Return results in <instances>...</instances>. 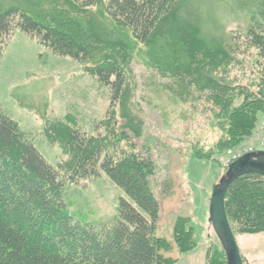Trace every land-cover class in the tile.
Returning <instances> with one entry per match:
<instances>
[{
	"label": "trees",
	"instance_id": "1",
	"mask_svg": "<svg viewBox=\"0 0 264 264\" xmlns=\"http://www.w3.org/2000/svg\"><path fill=\"white\" fill-rule=\"evenodd\" d=\"M46 1L0 0V57L13 34L21 31L51 52L91 63L85 69L109 87L111 111L99 121L101 135L53 122L45 135L70 157L55 167L0 109V264H173L159 253L167 244L155 236L160 205L150 186L154 163L136 148L143 127L129 99L124 56L118 53L124 42L118 39L113 52L100 49L91 39L97 40L99 28L86 34L70 11L83 14L97 7L114 34L122 39L128 35L155 57L170 60V76L180 83L177 90L184 93V101L194 97L210 103L225 137L217 144L222 151L249 135L255 113L264 109V85L254 92L233 84L228 76L240 55L254 50L264 59V0H236L235 6L225 0H58L62 5L49 10L43 8ZM233 7L250 23L242 37L225 40L218 34V22ZM93 19L80 20L90 28ZM197 157L207 159L199 152ZM97 168L123 196L118 198L117 217L95 225L68 212L64 184ZM224 209L232 232L263 231L264 178L244 174L233 180ZM186 224L176 227L180 252L196 245ZM222 250L215 249L210 262L220 264L214 256H223Z\"/></svg>",
	"mask_w": 264,
	"mask_h": 264
},
{
	"label": "rangeland",
	"instance_id": "2",
	"mask_svg": "<svg viewBox=\"0 0 264 264\" xmlns=\"http://www.w3.org/2000/svg\"><path fill=\"white\" fill-rule=\"evenodd\" d=\"M57 1L47 0L43 8L62 5ZM225 1L237 4L236 0ZM70 12L86 34H94L99 28L95 34L97 40L91 39L100 49L113 52L118 39L124 42L118 53L124 56L121 58L127 67L129 99L143 127L141 138L136 139V148L143 155H149L154 163L150 186L160 205L155 236L167 244L159 253L172 259L173 264H214L215 261L210 262L212 252L222 248L207 220L211 191L231 160L248 150L264 148V109L255 113L249 135L236 146L219 151L217 144L225 137L210 103L194 97L192 101H184V93L178 91L180 83L170 76V60L155 57L146 46L128 35L122 39L114 34L113 27L97 7L83 14ZM65 13V17H71V13ZM81 17H85L86 23L94 18L90 28ZM248 20L243 11L233 7L220 16L218 34L225 40L242 37L250 23ZM238 60L239 65L229 67V79L233 84L257 92L264 85V59L251 50L238 56ZM90 65L51 52L21 31L13 34L2 51L0 109L18 122L38 151L55 167L70 157L59 142L52 143L45 135L53 122L62 121L85 134L104 133L99 121L111 111L110 89L86 71L85 67ZM196 152L207 155V159L195 158ZM121 196L122 191L98 168L88 177L65 180L64 184L68 212L76 219L95 225L117 217ZM185 222L186 229L192 227L196 245L180 252L175 241L176 233H180L176 227H183ZM233 230L242 264H264V230L255 233ZM217 258L220 264H226L224 252L223 256H214Z\"/></svg>",
	"mask_w": 264,
	"mask_h": 264
},
{
	"label": "water",
	"instance_id": "3",
	"mask_svg": "<svg viewBox=\"0 0 264 264\" xmlns=\"http://www.w3.org/2000/svg\"><path fill=\"white\" fill-rule=\"evenodd\" d=\"M244 174H257L264 178V150L246 152L232 161L212 188L207 220L224 251L226 264H242L238 246L225 213L224 196L229 184Z\"/></svg>",
	"mask_w": 264,
	"mask_h": 264
}]
</instances>
